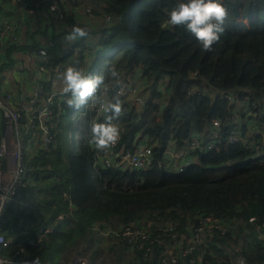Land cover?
<instances>
[{"label":"trees","instance_id":"1","mask_svg":"<svg viewBox=\"0 0 264 264\" xmlns=\"http://www.w3.org/2000/svg\"><path fill=\"white\" fill-rule=\"evenodd\" d=\"M17 1L45 11L46 27L54 33L57 12L63 13L64 22L72 15L65 13L60 0H55L54 10L49 9L53 0ZM88 1L92 15L111 21L107 39L102 40L106 27L91 32L73 20L65 31L79 26L94 39L96 52L83 71L104 75L106 97L114 96L121 78L126 81L138 72L139 95L149 102L139 106L141 118L134 128L119 130L117 146L131 150L146 137L153 162L139 172L94 170L95 145L84 127L78 142L72 140L70 119L78 108L65 104L61 115L50 121L54 147L32 160L40 163L33 174L38 188L22 192L33 209L20 212L11 207L4 215L17 239L35 238L40 227L52 228V235L27 247L25 255L41 264H68L72 256L93 264H229L238 256L245 264H264V240L258 238L264 234V163L252 157L255 145L260 152L264 149V0H222L225 30L209 51L202 50L182 25L164 26L175 0ZM32 48L37 53L43 47L34 43ZM61 58L50 61L56 64ZM111 60L116 61L115 79L112 70H105ZM50 78L48 92L54 75ZM245 96L250 100L244 106ZM119 101L121 108L134 110L126 98ZM243 107L255 113L251 121L260 127L251 138L245 135L246 117L243 125L234 122V112ZM214 120L219 136L207 139ZM233 130L242 139L229 142ZM194 137L203 141L192 153L194 164L179 173L158 166L166 146L180 151ZM211 141L216 147L208 150L205 145ZM45 181L49 184L44 186ZM207 218L214 224L209 230ZM102 228L109 232L107 246L99 240ZM196 228L202 229L201 241L188 243ZM124 230L139 233V238L130 239Z\"/></svg>","mask_w":264,"mask_h":264},{"label":"built area","instance_id":"2","mask_svg":"<svg viewBox=\"0 0 264 264\" xmlns=\"http://www.w3.org/2000/svg\"><path fill=\"white\" fill-rule=\"evenodd\" d=\"M71 1L75 4L78 0ZM56 8V1L53 0L52 4L49 5V9L54 10ZM86 11L89 12V9H86ZM62 16L63 13L58 11L56 15L58 25L62 24L64 26V21H61ZM105 18L109 19L108 16ZM4 35L9 39L10 44L17 43V26L14 24L9 25L5 29ZM37 53L36 67L40 74V79L30 91L28 100L25 103H17L15 105L12 102L11 93L3 87L0 80V264H41L39 260L25 255L27 247H34L40 238L51 236L53 233L51 227H40L35 232V238L17 239L13 236L11 227L6 226L4 221V215L11 207L20 212L33 209L32 202L22 194L34 181L33 174L35 170L40 168V163H34L32 160L54 147L55 133H52L50 121L57 119L61 115L63 107L67 104L69 98L68 95L63 94L60 90L52 89L49 92L46 91V85L51 81L50 77L54 75V78H58L65 68L62 62L52 64L50 55H54L56 58L64 55H73L74 50L68 47L63 54H51L46 49L40 48ZM72 62L69 65L78 67L80 70L83 69L81 60L77 59ZM136 92L134 84L128 82V84L120 87L111 98H126L130 104L140 106L144 103V99L139 97ZM102 94L104 95L102 97L109 98L106 97L103 86L99 95L101 96ZM83 110L85 114L101 116L100 110L93 105L92 101L85 103ZM212 125L210 131L206 132L207 139H215L219 136L215 128L218 126V122L213 121ZM227 138L229 142L240 140L239 132L233 130ZM117 141L106 148L92 146V148L96 149V152H94V165L101 164L119 171H138L151 166L153 150L146 137L137 145H134L131 150L122 146L118 147ZM201 142L203 141L194 137L188 146L180 151L169 144L163 150L159 166H164L175 173L183 171L193 162L195 157L192 153L200 146ZM205 147L208 150L213 149L216 147V143L214 141L208 142ZM259 149L258 145L252 148L254 150L252 157L256 158L259 163H264V149L261 152ZM62 216L60 214L57 218L61 219ZM249 221H253V218H250ZM207 226L208 230L214 226L208 218ZM201 233L202 229L196 228L192 235L187 238V242L199 243L201 241ZM24 234L27 235L28 232L25 230ZM101 234L107 240L104 245H109L108 230L102 228ZM123 234L130 239L139 238V233L130 230H124ZM258 238L264 240V234H260ZM192 248L193 246H190L184 253H188ZM68 264L93 263L84 257H74ZM191 264H193V261ZM229 264H245V262L238 256Z\"/></svg>","mask_w":264,"mask_h":264},{"label":"clouds","instance_id":"3","mask_svg":"<svg viewBox=\"0 0 264 264\" xmlns=\"http://www.w3.org/2000/svg\"><path fill=\"white\" fill-rule=\"evenodd\" d=\"M226 14L227 10L224 7L222 0H175L173 5L167 10L166 23L164 26L175 27L182 25L187 32L191 33L192 36L195 37L197 45L202 50L209 51L212 49L213 45L219 41L221 35L224 33V18ZM108 35L109 32L103 36L102 40L107 39ZM86 36L87 32L85 29L79 26H74L63 39L68 44H71L77 38H84ZM112 65L113 63L106 65L105 70H112ZM102 72L103 71L100 73ZM111 75L114 79L116 78L117 73L115 70H112ZM58 79L61 83L60 91L69 97L67 100L68 105L74 108H79L82 105V109H80V116L86 114L94 115L84 113L83 106L89 101H92L93 105L100 110L101 116H98L100 118L90 124V131L88 132L90 133V144L93 143L97 148H106L109 145L115 144L119 139L120 131L113 121L118 119L121 114V103L118 98H105L99 95L102 86L105 85L104 75H89L83 71V69L80 70L78 67L69 65L64 68ZM127 83L128 82L125 81V77L121 78L119 88ZM135 88L137 91L136 94L144 99V103L140 106L145 107L148 100L139 95V87L135 86ZM104 91H108V89L105 87ZM223 97L231 99V96L229 95H224ZM248 102L246 105H248ZM133 106L139 107V105ZM242 109L245 110L244 107ZM243 116L248 120V122L245 124L246 137H254L260 132V127L258 128L256 124L252 123L251 121L252 118H255V113H251L250 109L245 110L240 115H237V112H234V122L237 126L243 125ZM70 120L72 123H75V121H79V118L75 117ZM248 127L252 128L248 129ZM137 138H139V135ZM194 163L195 158L189 166ZM94 164L95 160L93 161L91 168L94 170L96 169V171H99L100 168L102 169L105 167L101 164ZM159 167L165 168L164 166ZM107 168L115 169L112 167ZM139 171L142 170L125 172Z\"/></svg>","mask_w":264,"mask_h":264},{"label":"crops","instance_id":"4","mask_svg":"<svg viewBox=\"0 0 264 264\" xmlns=\"http://www.w3.org/2000/svg\"><path fill=\"white\" fill-rule=\"evenodd\" d=\"M60 1L64 3L65 13L72 15L70 19L67 17L64 26L62 24L56 25L58 30L54 33L52 31L53 28L50 26L46 27L44 20L46 12L42 11V9H34L33 11L16 0H0V80L3 87L11 93L12 102L15 105L17 103H25L28 100L30 91L40 79V74L36 67L38 53L32 48L34 43L47 49L51 54H63L68 47L72 48L74 54L64 55L60 60L67 67L73 63L72 61L82 58L79 60L84 63L83 69L85 70L91 64L93 54L96 52V49L93 48L94 39L86 36L77 38L71 44L65 42L63 38L68 34L65 30L68 29L69 21L70 23L73 20L76 24H84L88 29L92 30L91 32L95 31L97 27H106V33L110 32L108 23L111 21L109 19L103 16H96L95 14L92 15L90 12L87 14V11H85L86 9H92L90 1L78 0L83 8L72 6L69 0ZM11 24L17 26L18 35L17 43L12 45L4 35L5 27ZM77 43H81L82 47L76 46ZM50 56L52 60L54 55ZM113 62L114 60L110 61V63ZM129 77H127L126 82L133 83V81L129 80ZM60 87V80L57 77L53 78L51 88L60 90ZM251 128L248 127V129ZM262 134L264 137V131ZM34 190L36 191V189Z\"/></svg>","mask_w":264,"mask_h":264},{"label":"rangeland","instance_id":"5","mask_svg":"<svg viewBox=\"0 0 264 264\" xmlns=\"http://www.w3.org/2000/svg\"><path fill=\"white\" fill-rule=\"evenodd\" d=\"M80 8H83L81 6H79ZM90 7H92V5H90ZM87 8V7H86ZM85 10V9H83ZM86 11V10H85ZM87 14H89L87 12ZM113 63H116V61H114ZM127 73V72H126ZM129 80L133 81V84L134 86H137L138 87V83L140 84V79H139V74L138 72H134L132 73V75L129 77ZM128 84V83H127ZM163 85H160L159 88H162ZM140 90V89H139ZM104 94V93H103ZM101 95V96H104V95ZM249 100V96H245L242 98V104L243 105H246L247 102ZM127 106H125L126 108ZM245 110L243 109H239L237 108V115H240L242 112H244ZM139 107H134V110H131V111H126L125 109L121 108V114L119 116L118 119L114 120L113 123L117 125V127L119 128V130L122 132V133H127L126 130H131L132 128H134V125H135V122L140 118V113H139ZM81 111H80V108H78L76 111H74L72 114H71V119L75 118V117H78L79 118V121H75V123H73L72 127L74 129V132L72 134V140L74 142H78V139L80 138L79 137V134L81 132V129L84 127L87 132H89L90 130V124L92 122H95L98 118V116H95V115H81ZM76 120V119H74ZM74 122V121H73ZM77 127V130H75V128ZM76 131H78V133H76ZM135 135L137 138L138 135H140V131H137L135 132ZM134 135V136H135ZM94 174H92V176H94ZM37 181L34 180L33 184L30 185V187H32L33 185L35 186V189L38 188V184L36 183ZM44 186L45 185H48L49 184V181H45L44 183H42ZM26 195H28V190L25 192ZM48 197V196H47ZM101 235V234H100ZM105 237H103L101 235L100 237V242L101 244L102 243H107V240L104 239ZM108 238V237H107ZM105 246V245H104ZM75 256H72V258L70 259V261L74 258ZM63 260V257L61 258ZM58 264H62L61 262H59Z\"/></svg>","mask_w":264,"mask_h":264},{"label":"water","instance_id":"6","mask_svg":"<svg viewBox=\"0 0 264 264\" xmlns=\"http://www.w3.org/2000/svg\"><path fill=\"white\" fill-rule=\"evenodd\" d=\"M0 126H1V116H0Z\"/></svg>","mask_w":264,"mask_h":264},{"label":"flooded vegetation","instance_id":"7","mask_svg":"<svg viewBox=\"0 0 264 264\" xmlns=\"http://www.w3.org/2000/svg\"><path fill=\"white\" fill-rule=\"evenodd\" d=\"M148 102H149V100H148Z\"/></svg>","mask_w":264,"mask_h":264}]
</instances>
